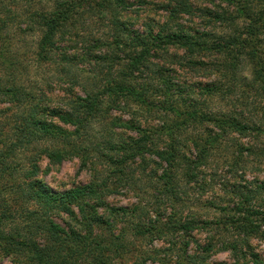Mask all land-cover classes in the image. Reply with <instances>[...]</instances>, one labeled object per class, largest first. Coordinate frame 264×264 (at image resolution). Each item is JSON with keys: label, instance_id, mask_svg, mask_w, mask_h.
I'll return each mask as SVG.
<instances>
[{"label": "trees", "instance_id": "1", "mask_svg": "<svg viewBox=\"0 0 264 264\" xmlns=\"http://www.w3.org/2000/svg\"><path fill=\"white\" fill-rule=\"evenodd\" d=\"M130 6L0 0V104L11 111L0 112V264H208L219 253L264 264L253 243L264 241V183L237 169L264 158V0H172L156 31L125 19ZM87 18L107 23L84 39ZM14 20L38 35L34 63L57 67L44 89L13 51ZM79 66L86 76L71 72ZM177 69L206 82H180ZM239 91V112L206 106ZM73 159L88 182L56 190L39 179L41 162ZM121 193L136 202L111 204Z\"/></svg>", "mask_w": 264, "mask_h": 264}, {"label": "rangeland", "instance_id": "2", "mask_svg": "<svg viewBox=\"0 0 264 264\" xmlns=\"http://www.w3.org/2000/svg\"><path fill=\"white\" fill-rule=\"evenodd\" d=\"M131 3L130 9L127 10L126 13H124V18L127 20H134V27L135 28H141L145 24H151L153 26L154 24V31L158 30V26L162 25L165 23L166 20V4H169L172 0H128ZM6 8L9 10H14L17 14L19 12H22L24 9V5H18L17 9L13 7V2L12 1H7L6 2ZM33 9L36 10L37 6H33ZM18 22L14 20L11 25L13 27L10 28V31H15L13 34V42L15 45V48L13 51H18V57L20 58V62L25 64L26 69L29 71V79L33 82H37V87L39 88L40 86L41 89H44L45 86L42 85V81H50L52 82L53 79L58 78V74L55 73L57 71V67L55 65H52L50 68L45 69L38 67L32 57V52L34 49V44L37 40V33H27L24 32L22 27L16 26ZM107 21L100 22V20H97L96 18H87L85 20V23L80 27L79 30V36H82V38H90L94 35L97 34V32L102 28L104 29V24H106ZM14 28V29H13ZM88 36V37H87ZM19 40V41H18ZM77 42V48L81 47V42L78 39H75ZM202 60L204 62H211L213 61L212 58H207L203 57ZM174 66V65H173ZM58 68H60L58 66ZM79 69L77 70H71L78 72L83 71L85 74L83 76H86V72L89 71V67H82L79 66ZM174 68H176L174 66ZM74 73V72H72ZM176 77L180 82H185L187 84L190 83H196V82H206V79L201 77V71L200 72H190L189 69H177L176 72ZM54 75L56 77H54ZM81 75V74H80ZM184 83V84H185ZM50 90V94L52 97H55V95H60L62 93H59L62 89L58 85H52ZM196 91V90H195ZM197 92V91H196ZM80 93V92H79ZM240 94L241 92H236L226 98L225 100H214V101H209L206 103V106H210L214 108L215 110H231V109H236L237 112H239L240 108L237 107L239 106V102L237 101L240 99ZM247 100H243V105L245 106L243 110L248 111L249 110V103L253 102L255 98L252 97V94H246L244 96ZM242 100V99H240ZM249 101L247 104L245 102ZM235 106V107H234ZM6 108H8L7 105L5 104H0V112L2 114H6L5 116H9L11 114V111L6 112ZM247 113V112H246ZM230 144V142L228 143ZM225 147H228L227 150H221L220 154L218 157H216L217 161L224 162V160L230 158V152H231V144L230 146L226 145ZM230 161V159H229ZM243 163L238 165V174H241V176L244 175V181L254 183L255 186L260 185L261 183H264V158L260 159H254L253 158H244ZM223 164H218V168H221ZM243 173V175H242ZM219 176L226 175V170L221 169V172H218ZM229 177V175H227ZM39 179H41L44 183L49 185L50 187L56 189V190H62V189H67L71 188L73 186H77L83 183L88 182L89 180V172L86 171L85 169L80 170L79 169V162L77 159L69 160L63 162L59 166H51L47 165L46 161L41 162L40 164V174H39ZM230 180L232 181L233 179L230 177ZM243 181V182H244ZM217 182V181H216ZM195 192V191H194ZM194 192H189L190 197H188L186 200L188 206H193V210H199L201 209L200 207V202H197V196L194 194ZM206 196L212 197L214 203L218 204V201L220 198L223 197L220 193H217V191L212 192L208 191L206 193ZM202 201L205 200V196L200 198ZM220 200H227V198L220 199ZM136 202L135 196L132 195H125V193H121V195L116 196L114 198L110 199V203L116 206H126L129 204H132ZM220 202V201H219ZM258 246V250L262 251L264 249V241L263 242H253ZM230 256L228 253H219L215 254L212 256L208 264H218V263H224L228 264L230 263ZM1 264H11L9 261L5 260Z\"/></svg>", "mask_w": 264, "mask_h": 264}]
</instances>
